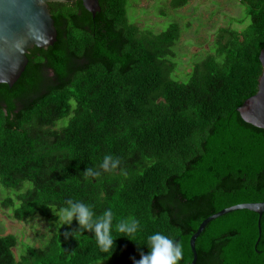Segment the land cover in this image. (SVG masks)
I'll use <instances>...</instances> for the list:
<instances>
[{"label":"trees","instance_id":"16d2710c","mask_svg":"<svg viewBox=\"0 0 264 264\" xmlns=\"http://www.w3.org/2000/svg\"><path fill=\"white\" fill-rule=\"evenodd\" d=\"M238 1L247 26L219 29L214 54L186 82L172 76L176 23L158 34L139 29L127 0H98L93 19L79 0L49 4L56 42L29 51L11 88L0 84V188L14 192L2 201L14 220L56 227L41 247L21 242L18 259L16 237L1 236L0 264H133L156 232L180 241L179 264H189V239L205 218L264 202V131L236 111L262 71L264 0ZM105 155L120 161L116 170L99 169ZM87 167L100 175L86 177ZM68 199L97 216L112 210L110 252L94 233H76L75 218L58 224ZM128 217L139 229L125 237L115 226ZM257 220L247 210L212 220L195 240V264H264V213L260 233Z\"/></svg>","mask_w":264,"mask_h":264},{"label":"rangeland","instance_id":"374dc122","mask_svg":"<svg viewBox=\"0 0 264 264\" xmlns=\"http://www.w3.org/2000/svg\"><path fill=\"white\" fill-rule=\"evenodd\" d=\"M127 1L128 20L139 29L158 34L170 23L179 26V37L172 49L176 64L172 76L181 82H186L195 63L214 54V43L219 29L230 27L240 31L249 22L245 18V8L238 0H187L185 5L176 9L171 7L172 0ZM13 194V191L5 192L0 188V237H16L18 244L13 252L18 259L21 242L41 247L47 237L52 235L56 223L39 217L21 222L14 220L11 209L2 206L6 196L13 199ZM62 222L58 219V224Z\"/></svg>","mask_w":264,"mask_h":264},{"label":"water","instance_id":"95a60500","mask_svg":"<svg viewBox=\"0 0 264 264\" xmlns=\"http://www.w3.org/2000/svg\"><path fill=\"white\" fill-rule=\"evenodd\" d=\"M69 0H0V84L11 88L23 73L31 49H47L56 42V30L49 4ZM84 10L93 19L100 12L98 0H79ZM258 61L262 71L257 79L255 94L247 98L237 109L243 122L264 131V48L259 52ZM247 210L258 215L257 228L260 233V217L264 213V202L243 203L220 210L205 218L189 239L192 260L197 255L195 240L208 223L225 214Z\"/></svg>","mask_w":264,"mask_h":264},{"label":"clouds","instance_id":"9594fccd","mask_svg":"<svg viewBox=\"0 0 264 264\" xmlns=\"http://www.w3.org/2000/svg\"><path fill=\"white\" fill-rule=\"evenodd\" d=\"M120 161L114 159L110 155H105L99 169L104 172H111L118 168ZM122 175L126 173L121 171ZM84 175L86 177H96L100 175V171L87 167ZM73 218L78 223V231H89L94 233L97 246L102 253H108L114 247L113 231V212L107 209L102 215H95L93 209L88 204L79 200L68 199L65 206L59 209L58 219L64 224L70 225ZM139 229V221L133 217L121 220L115 230L125 234V237L133 236ZM74 233V236L75 234ZM66 236L68 233L65 234ZM149 249L147 254L141 252L140 259L134 260L133 264H179L183 257L182 243L161 232H156L147 237L146 243ZM113 253V252H112ZM110 257H101L96 260L95 264H102V260Z\"/></svg>","mask_w":264,"mask_h":264},{"label":"flooded vegetation","instance_id":"af4514ba","mask_svg":"<svg viewBox=\"0 0 264 264\" xmlns=\"http://www.w3.org/2000/svg\"><path fill=\"white\" fill-rule=\"evenodd\" d=\"M171 7H172V6H171ZM172 8H173V7H172ZM173 9H176V8H173ZM52 75H53V74L50 72V73H49V76H52Z\"/></svg>","mask_w":264,"mask_h":264}]
</instances>
